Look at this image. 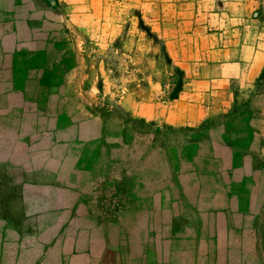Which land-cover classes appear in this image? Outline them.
Here are the masks:
<instances>
[{"label":"rangeland","instance_id":"1","mask_svg":"<svg viewBox=\"0 0 264 264\" xmlns=\"http://www.w3.org/2000/svg\"><path fill=\"white\" fill-rule=\"evenodd\" d=\"M2 18L48 46L41 67L12 58L20 87L63 107L72 138L108 140L92 186L0 177L3 241L58 217L70 195L52 188L83 185L91 231L124 246L115 264H264V0H0Z\"/></svg>","mask_w":264,"mask_h":264},{"label":"crops","instance_id":"2","mask_svg":"<svg viewBox=\"0 0 264 264\" xmlns=\"http://www.w3.org/2000/svg\"><path fill=\"white\" fill-rule=\"evenodd\" d=\"M11 25L5 18L0 21V69L5 72L0 77V98L8 100L7 103L17 100L18 106L11 103L0 106V177L89 179L90 184L98 177L91 167L96 161L92 151L96 147L108 149L106 134L101 139L87 141L72 138L69 131L75 124L65 122L63 116L66 110L63 107L43 106L41 93L28 90L27 85L20 87L24 78L22 74L18 76L20 71H17V63L12 62V58L24 59L20 65L32 70L41 67L42 64L34 59L42 57L48 46L43 42L41 25H24L21 28ZM24 83H28L27 78ZM48 95L50 99L70 96L57 90L49 91ZM86 95L81 90L73 93V97L80 100ZM81 111V108L78 109V112ZM85 158L89 159L87 165L83 164ZM49 185L54 183L49 182ZM52 189L58 193L66 191L70 195L56 209L51 208L57 210L58 217L41 225L35 218L28 217L23 230L15 231L4 241L0 236V264L3 259L7 260V264H84V260L97 264L103 255L107 260L109 255L110 259L104 264H115L114 259L120 258V255L115 256L114 253L116 249L123 250L124 246L115 248V241L110 235L103 238L94 234L95 231L90 229L94 222L84 218V211L88 209L79 196L92 195L91 187L66 185ZM90 207L93 208L92 204ZM37 227L43 228L40 235L27 234ZM203 255L200 256V264H207L204 262L207 255Z\"/></svg>","mask_w":264,"mask_h":264}]
</instances>
